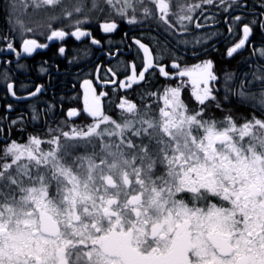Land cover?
I'll list each match as a JSON object with an SVG mask.
<instances>
[{
    "label": "snow or ice",
    "instance_id": "6c2138e0",
    "mask_svg": "<svg viewBox=\"0 0 264 264\" xmlns=\"http://www.w3.org/2000/svg\"><path fill=\"white\" fill-rule=\"evenodd\" d=\"M4 11L10 28L0 36V53L6 51L14 59H0V80L5 94L17 101L38 100L44 94V85L34 84L21 85L25 94L20 95L12 75L25 73L21 60L38 50H51L56 60L71 55L69 63L92 49L107 59L93 70L98 74L103 68L95 86L93 79L82 81V107H69L63 122L49 125L46 117L56 105L45 104L33 108L30 116L36 121L43 111L42 134L31 133L25 142L5 139L0 200L5 190L8 199L15 200V191L22 192L21 180L35 179L33 161L39 172L78 153L108 149L111 154L115 149L125 160L131 157L132 175L142 186L141 204L148 192V212L165 220L159 229L162 236L141 241L167 253L156 264H264V3L256 12L248 0H6ZM124 24H154L166 36L176 37L177 47L162 48L127 31L114 42ZM193 29L212 30L229 60L249 52L242 60L249 71L237 75L221 68L222 83L213 60L193 52L198 62L182 63L178 46L188 44L184 37ZM69 41L86 47L70 49ZM40 71L48 68L41 66ZM150 77L165 83L153 89ZM189 87L194 107L183 97ZM135 88L143 89L139 102L128 95ZM232 102L247 104L253 114L238 122L231 111L225 112ZM109 107L119 115L113 116ZM6 108L14 110L12 104ZM216 111L223 116L217 118ZM81 117L85 121L77 125ZM24 122L21 113L12 124ZM2 223L6 221L0 210ZM0 264H5L4 257ZM9 264L27 261L13 257Z\"/></svg>",
    "mask_w": 264,
    "mask_h": 264
},
{
    "label": "flooded vegetation",
    "instance_id": "af4514ba",
    "mask_svg": "<svg viewBox=\"0 0 264 264\" xmlns=\"http://www.w3.org/2000/svg\"><path fill=\"white\" fill-rule=\"evenodd\" d=\"M189 1L199 2L183 0L182 3ZM262 3L264 2L260 0H248V4L253 6L256 12L260 11ZM208 11L216 10L209 8ZM9 28L7 19L3 18L0 11V36L6 35ZM223 30L221 27L220 31ZM125 31L129 32L130 36L143 35L146 42L151 41L153 44L158 42L162 48L177 47V38L166 36L154 24L151 27L146 24L142 28L124 24L121 33L112 37L113 41L118 42ZM205 35L209 37L207 40L204 38ZM184 39L188 40V44L178 46L182 63L198 62L193 52L202 59H211L216 64L222 83L221 68H227L237 75L249 71V67L242 63V60L249 56V52L245 51L235 59H227L223 43L210 29L200 31L193 29ZM197 40L200 42L197 43ZM104 43L106 51L107 40ZM3 47V43H0V48ZM68 47L84 49L86 45L69 41ZM0 59L14 58L4 51L0 53ZM72 59L70 55L67 59L56 60L51 50H38L31 57L21 60V63L27 66V71L23 74L12 73L20 88L19 94H25L21 85L32 88L34 84H42L45 91L38 100H15L5 94L4 81L0 80V149L4 148L6 138L25 142L29 134L43 133L44 113L40 111V118L32 121L30 116L33 108L43 109L45 104H55V109L49 110L46 117L48 124L55 127L57 122L64 121L63 113L69 107H82V81L93 79L95 86V76L103 75V68L98 74L93 70L97 64H104L107 57L101 51L92 49L88 56L81 53L76 60L69 63ZM45 61L48 63L45 64ZM56 64H59L58 71ZM41 66L47 67L48 71L41 72ZM2 67L3 65H0V68ZM150 81L153 89L165 83L162 78L156 77H150ZM168 83L174 85L176 81ZM112 88L113 85L108 86L109 91ZM141 91L142 88H135L128 95L139 102L138 94ZM189 92L190 87L184 91L183 97L189 107H194ZM115 99L113 96L112 100ZM105 103L107 104V101ZM7 104H12L14 110L8 111ZM108 111L113 116L119 115L111 107ZM227 111H231L237 121L242 122L245 117H250L254 110L247 104L232 102L225 105V112ZM21 113L25 122L13 125L12 121ZM212 114L210 111L209 115ZM214 114L217 118L223 116L219 111ZM255 114L260 115L258 111ZM84 121L85 117H81L76 120V124L80 125ZM84 156L92 159L93 152L88 151ZM70 158L71 156L63 161ZM128 161L120 163L124 171H132L131 157ZM32 164L31 175L35 179L21 180L22 192L15 191V200L8 199L7 190L0 200V210L6 221L0 224V257L5 258V264H9L13 257L24 258L27 264H156L166 256L164 250H154V244L141 243L147 237L162 236L159 229L165 220L148 212V208L152 207L148 192H145L144 203L141 204L142 186L137 184L136 176L128 179L124 173L118 180L106 174L100 179V184L89 189L84 188L86 184L78 178L79 168L68 167L73 176L71 179L61 178L60 183L57 180V165L61 167V162L48 163L39 172L35 171L34 161ZM96 166L100 167L101 164L98 163Z\"/></svg>",
    "mask_w": 264,
    "mask_h": 264
},
{
    "label": "rangeland",
    "instance_id": "374dc122",
    "mask_svg": "<svg viewBox=\"0 0 264 264\" xmlns=\"http://www.w3.org/2000/svg\"><path fill=\"white\" fill-rule=\"evenodd\" d=\"M182 1L183 0H173V3H182ZM260 2H264V0H260ZM5 3L6 0L0 1V11L3 14V18L7 19L4 11ZM184 3L192 2L189 1ZM204 38L207 40L209 37L208 35H205ZM97 158L100 160V167L96 166L98 164L96 162ZM128 159L125 160L124 157L121 156L115 149L111 151V154H109L108 149H104L103 151L97 150L95 153H93L92 159L88 156L76 154L71 156L70 159L61 162V167H58L57 165V180L62 183L61 178L68 177L71 179V176L73 175L70 174L72 171L68 170L70 167H74L76 169L79 168L77 170L79 174L78 178L86 184L84 188L89 189H92L96 184H100V179L106 174L112 178L120 180L122 176H124V173H126L127 175L125 178L131 179L134 177V175H132V171H124L120 167V163L129 162ZM144 178H148L146 174Z\"/></svg>",
    "mask_w": 264,
    "mask_h": 264
}]
</instances>
